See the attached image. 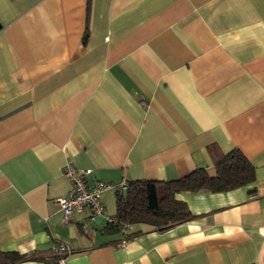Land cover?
<instances>
[{
	"label": "crops",
	"instance_id": "crops-1",
	"mask_svg": "<svg viewBox=\"0 0 264 264\" xmlns=\"http://www.w3.org/2000/svg\"><path fill=\"white\" fill-rule=\"evenodd\" d=\"M238 149L254 180L181 191L192 217L63 222L86 185L170 181ZM264 264V0H0V250L11 264Z\"/></svg>",
	"mask_w": 264,
	"mask_h": 264
},
{
	"label": "trees",
	"instance_id": "trees-1",
	"mask_svg": "<svg viewBox=\"0 0 264 264\" xmlns=\"http://www.w3.org/2000/svg\"><path fill=\"white\" fill-rule=\"evenodd\" d=\"M254 180V169L238 150L228 151L215 165L210 175L196 168L181 178L170 181L133 180L125 190H117L115 217L119 221L147 222L160 227L191 219L187 204L175 197L181 191L208 190L220 192L248 184ZM25 258L16 251L0 250V264H11Z\"/></svg>",
	"mask_w": 264,
	"mask_h": 264
},
{
	"label": "built area",
	"instance_id": "built-area-1",
	"mask_svg": "<svg viewBox=\"0 0 264 264\" xmlns=\"http://www.w3.org/2000/svg\"><path fill=\"white\" fill-rule=\"evenodd\" d=\"M88 170H78L72 164L66 163L62 174L70 182V190L65 197L57 198V203L62 211V220H69L73 211H81L85 208L90 211V218L101 215L107 224L115 225L122 230L129 227V223L119 221L115 215H109L105 211L101 197L103 191L110 188V183L96 182L91 186L86 185L84 175ZM71 252L68 245L64 243L56 244L52 247V254L56 257L57 264H66L65 257Z\"/></svg>",
	"mask_w": 264,
	"mask_h": 264
}]
</instances>
